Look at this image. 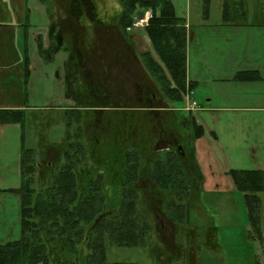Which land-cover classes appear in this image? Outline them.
<instances>
[{"label": "crops", "instance_id": "obj_1", "mask_svg": "<svg viewBox=\"0 0 264 264\" xmlns=\"http://www.w3.org/2000/svg\"><path fill=\"white\" fill-rule=\"evenodd\" d=\"M103 1L106 2L0 0V110L20 109L27 112L37 109L40 107L30 106L29 103L37 101L47 104L52 98H58L65 88H70L63 61L56 56L52 62H46L38 52V42L34 45L33 39H46L60 33L65 37H78L81 26L86 31L102 29L101 22L94 13L98 4ZM112 1V6H120V0ZM201 1L197 0L198 5ZM224 1L218 2V8L223 7ZM227 1L235 4L234 9L239 8L242 1L244 6L246 3L245 0ZM172 2L177 17L185 23L187 79L188 83L195 85L194 99L199 105V109L189 113L203 127L204 136L188 141V147L195 148V158L187 170L189 173L184 177L181 191L177 187L166 191V194L171 196V192H174L171 196L173 198L187 196L191 184L195 183L193 186L206 195L232 199L242 215V223L251 229L243 196L234 187L228 172L264 171V0H248L246 16L237 17L229 24L223 23L222 15H213L211 6L204 14L199 10L200 13L193 15L192 0ZM86 3L92 12V15L89 13L88 23L81 19V15L75 17L73 14L77 8L81 10L82 6L86 7ZM119 17L120 15L117 21L103 29L119 31ZM212 20L215 22L211 23ZM89 23L92 25H88ZM137 32H143L148 39L146 31H136L133 34ZM148 41L151 46L148 51L159 60L149 39ZM45 45L48 46L47 43ZM141 53L136 48L135 54L144 75L150 77L142 63ZM26 59L29 60L31 70L28 83L25 75ZM241 72H257L261 79L238 81L235 77ZM21 147L20 125H0V240L5 237L11 239L8 237L17 229L19 238L21 234L20 198L11 191L21 185ZM158 191H162L161 188ZM239 196L242 197L245 214L240 207ZM10 214L12 217H7ZM209 227L211 230L215 229L214 226ZM253 241L259 242L256 244L261 251L262 241L258 237ZM259 255H253L256 258L255 264H259ZM175 257L172 261L177 264H192L198 259L194 251Z\"/></svg>", "mask_w": 264, "mask_h": 264}, {"label": "trees", "instance_id": "obj_2", "mask_svg": "<svg viewBox=\"0 0 264 264\" xmlns=\"http://www.w3.org/2000/svg\"><path fill=\"white\" fill-rule=\"evenodd\" d=\"M42 1L45 3V0ZM233 6L234 3L224 1L223 23L229 24L237 17L246 16L243 1L239 8L234 9ZM120 7L119 33L134 50L136 45L133 33L127 31L128 27L135 16L143 15L148 9L154 11V18L147 27L146 34L159 60L155 59L151 51L142 52L140 56L157 92L162 95L163 106H146L141 112L159 118L163 123L167 119L164 117L166 114L169 115L172 111L173 114L177 113L175 106L172 108L170 103L184 101L187 88L193 90L195 87L187 79L185 23L177 17L172 0H120ZM100 24L103 27V23ZM60 35L65 37L61 33ZM37 42L42 58L46 62H52L57 53L54 47L57 45L56 41H52L47 47L43 38L39 37ZM25 75L28 83L31 75L28 59L25 62ZM235 79L251 82L260 80L261 76L257 72H241ZM145 87L146 95L149 91L153 92L150 95L153 103L160 99L153 84ZM154 95L158 97L157 100H153ZM133 116L136 115L130 117ZM174 116L169 117L175 122L174 127L185 130L182 134L175 133L174 139L180 145H187L188 141L204 135L203 127L197 124L191 113L180 124L177 123L176 115ZM6 124H18L22 129L21 185L18 189L11 190L20 197L21 238L0 244V264H103L108 240V243L119 246L138 245L150 235L149 224L147 221L145 225L141 224L138 212L140 177L145 174L154 188H161L163 192L180 188V182L184 180L181 177L183 159L174 151L170 157L159 156L155 161H145L134 151L125 156L126 160L120 166L108 162L100 167L92 163L86 143L77 140L84 135L82 124L77 128L76 134L67 133L65 143L52 145L60 150L63 160L56 162L53 167L41 170L34 149L25 147L26 111L0 110V125ZM154 145H158V141ZM188 148L192 165L195 148ZM228 175L236 190L243 196L252 236L264 243L260 197V193H264V171L230 170ZM109 191H113L112 195L105 193ZM107 205L112 206L117 213H113L111 217H100L103 207Z\"/></svg>", "mask_w": 264, "mask_h": 264}, {"label": "rangeland", "instance_id": "obj_3", "mask_svg": "<svg viewBox=\"0 0 264 264\" xmlns=\"http://www.w3.org/2000/svg\"><path fill=\"white\" fill-rule=\"evenodd\" d=\"M67 1L71 3V0ZM218 2L220 0H208V2L202 0L198 5L197 0H192V14L197 15L200 13L199 10L204 14L206 10H210L211 6L213 15L218 13L219 16L222 15L223 17V7L218 8ZM245 2V10H248L246 8L248 0H245ZM111 3H113L112 0L100 2L94 13L98 21L107 26L117 21L121 12L119 5L115 4V6H112ZM86 7H81V14L78 8L73 14L75 17H80L81 15V19L88 23L90 11L88 6ZM70 16L73 17L71 14ZM210 22L213 23L215 21L212 20ZM88 25H92V23ZM103 28L97 31L92 28V32L87 31L85 37H81L82 44L93 45L99 51L103 47H106L108 51L116 50L111 46L107 36L103 35V33H107L113 34V42L117 46L116 48H124V40L118 35V32L115 30L110 31V29L104 31ZM114 37L116 38L115 40ZM133 38L134 44L139 51L151 50L149 41L143 32L133 34ZM54 40V38L50 39L49 37L44 39L48 45ZM70 40L75 42L74 38H62V41L68 46L71 45ZM33 41L34 45L37 44L38 38H34ZM128 59V62L137 63L135 53L130 54ZM130 66V71H127L123 82L120 80L117 83L113 78L102 75L101 71L96 70V77L93 82H81L72 79L70 88L68 90L65 88L66 92L64 90L62 94L58 95V98H52L47 104L37 101L29 103L30 106L37 105L40 107L26 112L25 129V147L26 149H34V153L37 155V162L38 160L42 161L40 163H43L44 167L48 162H55L57 151L54 152L55 150L50 149L47 154L40 157L42 152L54 144L65 143L67 141V133L76 134L77 128L81 124L84 135L82 134L77 140L84 144L86 143L88 151L92 146L91 158L100 167L105 166L106 162L116 165L117 160L120 164L124 163L125 152L131 150L137 151L145 161H148L147 154L152 150L155 141H158V145H179L174 139L175 133L182 134L185 130L174 127L175 122L169 117H175L174 115H176L179 121H177L178 124L184 118H188L189 111L186 110V101L176 102L175 104L170 103L172 108L174 106L177 108V113L173 114L172 111L169 115L166 114L164 117L167 119L163 123H161L159 118L147 116L146 113L141 111H135L142 110L146 106L160 107L163 106V102L161 99L162 95L157 92L155 83L150 77L144 75L143 69H138L134 64H130ZM141 73H143V77ZM137 76L143 78L142 82L145 85L153 84L155 92L160 94L159 100L154 95L153 100L157 101H154V103L151 101L150 95L153 93L152 91H149V94L144 96L143 102L135 100L137 92L133 86V80H138ZM126 79L129 84H127ZM125 93L129 95L128 105H125L126 102L122 100V98L125 99ZM60 97L64 99L67 97V101L64 102V99ZM202 104H205V102ZM127 106L132 109L131 112ZM197 108H199V105ZM133 114L136 116L130 117ZM73 140H75V136ZM130 140L137 144L131 145L127 143ZM181 177L183 178V176ZM183 183L184 181L180 182L178 191H181ZM193 185L195 183L191 184L190 191L186 193L190 197L187 198L186 204L189 212L186 210L182 214L181 210L179 213L177 208L183 206V200L175 198L174 201H176L175 204L178 207L171 214H167L169 218L173 217L174 220L175 218L179 219V216L183 215V219L178 221L182 237L177 236L181 252L186 254V252L194 251L197 254L198 259L192 264H255L254 253L256 255L260 254L258 263L264 264V243L263 245L260 244V251L258 244H256L258 241H253L252 230L245 227L242 223V215L238 211V207L232 203V199L206 195ZM141 190L140 183L139 196L141 195ZM160 192L166 195V192ZM105 193L111 194L110 192ZM173 194L174 192H171V196ZM239 197L240 207H242V197ZM260 197L262 199V230H264V193H260ZM167 199L171 200L169 197ZM242 210L245 214L243 207ZM9 216L12 217L11 214L7 217ZM147 223L150 226V235L146 236L143 242L138 245L119 246L108 243L110 241L108 240L106 242V257L103 264H177L172 261L173 258H170V256L175 257L176 252L169 251L164 240L156 237L155 231L152 229V221L147 220ZM209 226H214L215 229L211 230ZM8 238L11 239L5 237L0 242L13 241L19 238L18 229ZM253 243L255 244L253 245ZM162 254L163 256H161ZM250 254L251 256L248 258ZM98 262L99 260H97ZM74 263L80 264L79 262Z\"/></svg>", "mask_w": 264, "mask_h": 264}, {"label": "flooded vegetation", "instance_id": "obj_4", "mask_svg": "<svg viewBox=\"0 0 264 264\" xmlns=\"http://www.w3.org/2000/svg\"><path fill=\"white\" fill-rule=\"evenodd\" d=\"M86 6L87 3H86ZM85 7V6H84ZM87 8V7H85ZM80 10V9H79ZM81 11V10H80ZM92 15V12H90ZM104 28H107V25H104ZM105 31V29H104ZM86 30L82 28L79 31L78 37H69L74 38L75 42L71 41V45L68 46L67 44L62 41V36L60 35H51L49 38H54L57 45L54 46L57 50V53L55 55L59 56L60 61H63L64 70H65V77L67 83H71V80H77L81 82H93V80L96 77V70L101 71L102 75H107L109 78H113L117 81V83L121 80L123 82L124 77L127 74V71H130V64H134L137 66L138 69H141V63L138 61V58L136 56V62H128V56L130 54H134L135 50L132 48L122 37V35L118 32V35L121 36V38L124 40V48H116L117 46L113 42V34H107L103 33V35H106L109 39L111 46L114 47L116 50L108 51L106 47H103L102 50H97V48L93 45H84L82 44L81 37H85ZM92 32V31H89ZM101 32V31H98ZM112 33V32H111ZM100 38V37H99ZM101 39V38H100ZM116 38L114 37V40ZM101 43V42H100ZM65 57V59H64ZM109 73H107V72ZM142 77H143V73ZM141 76H137V79H134L133 86L136 89L137 95L135 97V100L139 102L144 101V96L146 95V87L145 83L142 82ZM126 78V77H125ZM127 80V79H126ZM127 84H129L127 80ZM123 95V94H122ZM128 99L129 95L125 93V99L122 98V100L125 103V105H128ZM128 107V106H127ZM129 111L131 112L132 109L128 107ZM134 110V109H133ZM135 111H141L135 110ZM134 112V111H133ZM125 140V139H124ZM127 143L131 145H136L137 143H133V141H128ZM87 148V147H86ZM50 149H53L54 152H56V161L55 162H48L45 167H53V165L58 162L59 160H63L61 152L58 148L55 147H47L40 157H43V155L47 154ZM91 151V152H90ZM175 152L176 155H179L182 157L184 162V168H183V179L184 177L189 173L187 170L190 167L191 162V154L190 150L188 148V145H153L152 150L147 154L148 160L155 161L159 156L162 158L170 157L171 152ZM134 152V150L125 152V156L128 155V153ZM89 157L92 154V146L89 148ZM124 156V160H126ZM142 157V156H141ZM91 162L95 164L96 161L91 158ZM21 160V155H20ZM94 161V162H93ZM99 161V160H98ZM42 161H39V166L41 170H44L45 167L43 166V163H40ZM100 163V162H99ZM104 163V162H103ZM108 163V162H106ZM118 166L122 165L118 163V160L116 162ZM107 165V164H105ZM139 182L141 183V195H140V205L138 207V212L142 219V225H145L146 221L151 220L152 221V229L155 231V235L158 239H162L165 242L166 247L169 248V251H172L173 253L176 252V256H181V248L178 246V239L177 236L182 237L181 227L178 226V221L183 219V215L179 216V219L173 217H168L167 214H171L174 209H176L178 206L175 204V201L173 197L170 195H164L160 191H158L156 188L153 187L151 184L150 178L146 176L145 174L142 175L139 179ZM150 183V184H149ZM112 195V191H109ZM19 196V195H18ZM181 195L180 197L176 199H182L183 206L177 208V211L180 213L182 210V214L188 209L187 204V198H190L188 195ZM167 197L171 198V200H168ZM20 198V197H19ZM103 210L100 213V217H111L113 213H117V211L112 208V206H104ZM188 211V210H187ZM20 221H21V207H20ZM20 228H21V222H20ZM21 232V229H20ZM21 238V234H20ZM19 238V239H20ZM18 239V240H19ZM16 241V240H15ZM11 242V241H10ZM171 252V253H172ZM80 254V253H79ZM170 258H173V256H170Z\"/></svg>", "mask_w": 264, "mask_h": 264}, {"label": "built area", "instance_id": "obj_5", "mask_svg": "<svg viewBox=\"0 0 264 264\" xmlns=\"http://www.w3.org/2000/svg\"><path fill=\"white\" fill-rule=\"evenodd\" d=\"M154 18V11L152 9H148L144 12L143 15H137L134 17L132 24L128 27L127 31L130 33H134L136 31H146L147 27H149L151 20ZM184 101H186V110L189 112L196 111L198 107V103L194 99V91L187 88V92L184 95Z\"/></svg>", "mask_w": 264, "mask_h": 264}]
</instances>
